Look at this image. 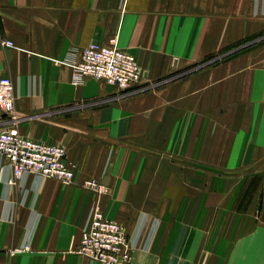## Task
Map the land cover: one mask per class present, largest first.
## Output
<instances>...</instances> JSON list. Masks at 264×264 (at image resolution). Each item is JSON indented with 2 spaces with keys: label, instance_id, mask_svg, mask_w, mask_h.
<instances>
[{
  "label": "crops",
  "instance_id": "crops-1",
  "mask_svg": "<svg viewBox=\"0 0 264 264\" xmlns=\"http://www.w3.org/2000/svg\"><path fill=\"white\" fill-rule=\"evenodd\" d=\"M112 40L153 86L72 83L65 59ZM2 77L0 130L63 146L74 175L0 157V264H98L76 252L87 179L134 264H264V0H0Z\"/></svg>",
  "mask_w": 264,
  "mask_h": 264
},
{
  "label": "built area",
  "instance_id": "built-area-1",
  "mask_svg": "<svg viewBox=\"0 0 264 264\" xmlns=\"http://www.w3.org/2000/svg\"><path fill=\"white\" fill-rule=\"evenodd\" d=\"M3 43L12 45L11 41ZM65 62L72 68L73 84L97 79L114 86L117 94L153 86L146 81L144 69L136 57L117 47L115 40L108 45L91 42L82 49L78 58L68 57ZM13 108L11 81L2 77L0 109L10 113ZM65 156L66 149L61 145L25 137L13 126L0 130V157L6 159L13 179L32 173L39 178L51 177L69 183L73 180L74 169ZM83 185L96 194V199L82 227L76 252L98 264H134L124 225L104 216L100 198L108 192V188L96 179H87ZM28 246L26 244L21 249L27 250Z\"/></svg>",
  "mask_w": 264,
  "mask_h": 264
},
{
  "label": "water",
  "instance_id": "water-1",
  "mask_svg": "<svg viewBox=\"0 0 264 264\" xmlns=\"http://www.w3.org/2000/svg\"><path fill=\"white\" fill-rule=\"evenodd\" d=\"M207 63H209V62H207ZM207 63H204V64H207ZM178 77V76H177Z\"/></svg>",
  "mask_w": 264,
  "mask_h": 264
}]
</instances>
